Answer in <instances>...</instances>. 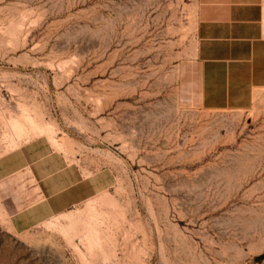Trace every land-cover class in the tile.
<instances>
[{
	"label": "rangeland",
	"instance_id": "rangeland-1",
	"mask_svg": "<svg viewBox=\"0 0 264 264\" xmlns=\"http://www.w3.org/2000/svg\"><path fill=\"white\" fill-rule=\"evenodd\" d=\"M195 13L0 0V158L50 152L77 201L17 233L39 189L28 168L2 181L0 264H264V91L245 113L177 106Z\"/></svg>",
	"mask_w": 264,
	"mask_h": 264
},
{
	"label": "crops",
	"instance_id": "crops-1",
	"mask_svg": "<svg viewBox=\"0 0 264 264\" xmlns=\"http://www.w3.org/2000/svg\"><path fill=\"white\" fill-rule=\"evenodd\" d=\"M194 34L192 53L175 67L177 106L247 112L264 91V1L196 0ZM35 147L19 148L0 158V183L28 168L41 196L11 216L17 233L64 213L77 202L68 198L69 186L61 182L58 159L46 151L31 157Z\"/></svg>",
	"mask_w": 264,
	"mask_h": 264
},
{
	"label": "trees",
	"instance_id": "trees-1",
	"mask_svg": "<svg viewBox=\"0 0 264 264\" xmlns=\"http://www.w3.org/2000/svg\"><path fill=\"white\" fill-rule=\"evenodd\" d=\"M255 259H256L257 261H258V260H264V253L261 254V255H259V256H257Z\"/></svg>",
	"mask_w": 264,
	"mask_h": 264
},
{
	"label": "built area",
	"instance_id": "built-area-1",
	"mask_svg": "<svg viewBox=\"0 0 264 264\" xmlns=\"http://www.w3.org/2000/svg\"><path fill=\"white\" fill-rule=\"evenodd\" d=\"M262 1H264V0H262Z\"/></svg>",
	"mask_w": 264,
	"mask_h": 264
},
{
	"label": "bare ground",
	"instance_id": "bare-ground-1",
	"mask_svg": "<svg viewBox=\"0 0 264 264\" xmlns=\"http://www.w3.org/2000/svg\"><path fill=\"white\" fill-rule=\"evenodd\" d=\"M260 99V98H259Z\"/></svg>",
	"mask_w": 264,
	"mask_h": 264
}]
</instances>
